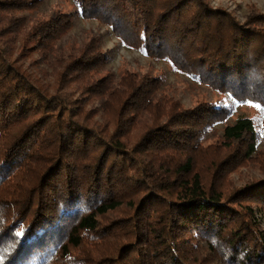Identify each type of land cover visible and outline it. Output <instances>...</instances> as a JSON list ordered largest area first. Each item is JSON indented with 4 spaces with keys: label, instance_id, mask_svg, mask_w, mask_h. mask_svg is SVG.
<instances>
[{
    "label": "trees",
    "instance_id": "1",
    "mask_svg": "<svg viewBox=\"0 0 264 264\" xmlns=\"http://www.w3.org/2000/svg\"><path fill=\"white\" fill-rule=\"evenodd\" d=\"M40 2L0 0V264H264L253 207L264 215V148L251 118L184 107L147 73L103 74L96 37L52 53L76 16L94 18L200 83L264 105V13L240 21L209 0H74L69 13L30 19ZM25 61L50 69L49 82ZM218 122L221 140L206 144ZM250 162L262 176L230 187Z\"/></svg>",
    "mask_w": 264,
    "mask_h": 264
},
{
    "label": "rangeland",
    "instance_id": "2",
    "mask_svg": "<svg viewBox=\"0 0 264 264\" xmlns=\"http://www.w3.org/2000/svg\"><path fill=\"white\" fill-rule=\"evenodd\" d=\"M213 7H221L230 11L240 21L252 12L264 13V0H209ZM76 9L74 0H41L37 8L25 12L30 19L47 18L57 12L69 13ZM91 37L99 39V46L104 53L106 63L102 68V73H109L118 79L122 73L135 72L138 74L147 73L150 76L161 80L160 95H168L176 98L184 107H193L197 103L211 102L228 107L230 115L227 123L233 122L237 116H247L251 118L258 133V150L264 148V105L255 103H243L236 101L227 93H221L207 84L200 83L192 75L178 71L170 61L151 57L144 48L128 46L118 38L110 26L92 18L87 19L81 16L74 18L73 27L62 35L52 48L53 55L67 52L71 48L77 47ZM24 66L29 67L27 61ZM42 68H47L45 63H41ZM34 76L39 77L43 82H49L50 69H45L46 73L28 68ZM93 106L98 107V100H91ZM225 123H215L204 136L206 144L218 143L222 138V130ZM263 172L255 162L238 167L229 174L230 187H241L251 180L262 176ZM248 203V201H244ZM254 217L259 221V230H264V215L258 210L256 204Z\"/></svg>",
    "mask_w": 264,
    "mask_h": 264
},
{
    "label": "snow or ice",
    "instance_id": "3",
    "mask_svg": "<svg viewBox=\"0 0 264 264\" xmlns=\"http://www.w3.org/2000/svg\"><path fill=\"white\" fill-rule=\"evenodd\" d=\"M3 259V255L2 254H0V260H2Z\"/></svg>",
    "mask_w": 264,
    "mask_h": 264
}]
</instances>
